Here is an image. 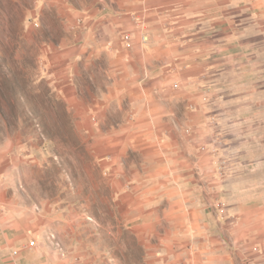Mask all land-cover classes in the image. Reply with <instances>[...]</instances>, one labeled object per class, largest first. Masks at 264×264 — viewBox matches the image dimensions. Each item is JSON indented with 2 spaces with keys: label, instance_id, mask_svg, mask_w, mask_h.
<instances>
[{
  "label": "rangeland",
  "instance_id": "1",
  "mask_svg": "<svg viewBox=\"0 0 264 264\" xmlns=\"http://www.w3.org/2000/svg\"><path fill=\"white\" fill-rule=\"evenodd\" d=\"M108 3L0 0V214L21 238L6 251L27 264H232L227 228L248 200L261 247L246 250L264 253V59L218 69L217 84L209 66L191 85L134 83L116 48H82ZM218 92L247 94L232 108L248 125L224 126Z\"/></svg>",
  "mask_w": 264,
  "mask_h": 264
},
{
  "label": "crops",
  "instance_id": "2",
  "mask_svg": "<svg viewBox=\"0 0 264 264\" xmlns=\"http://www.w3.org/2000/svg\"><path fill=\"white\" fill-rule=\"evenodd\" d=\"M100 12L87 34L95 44L82 48H98L105 54L116 48L119 54L115 62L120 64L121 77H131L134 83L142 79L138 77L142 72L148 85L163 87L173 81L191 85L192 79L204 77V69L209 66L214 75L210 83L217 84L218 69L250 67L259 55L257 63L264 59V0H110ZM207 52L209 62H205ZM180 95L205 110L206 103L200 95L188 91ZM245 95L212 94L210 107L227 129L239 122L248 125L249 110L232 108L233 102L244 100ZM249 202L239 200L240 217L232 223V231L227 228L231 242L227 243L225 257L232 264H264V253L248 256L246 250L253 240L261 247V229L256 237L251 234L261 225V215L252 219ZM9 224L8 218L0 214V264H27L32 260L30 254L14 256L6 251L21 243L18 230Z\"/></svg>",
  "mask_w": 264,
  "mask_h": 264
}]
</instances>
